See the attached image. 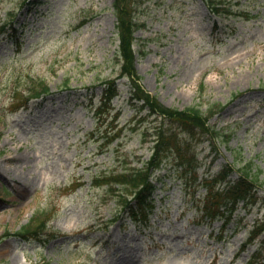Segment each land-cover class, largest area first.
<instances>
[{
  "label": "rangeland",
  "instance_id": "1",
  "mask_svg": "<svg viewBox=\"0 0 264 264\" xmlns=\"http://www.w3.org/2000/svg\"><path fill=\"white\" fill-rule=\"evenodd\" d=\"M25 1L0 0V26L28 22L0 33V264H252L264 234L236 252L264 219V0H224L234 13L223 19L204 0L131 1L141 83L168 106L214 105L220 135L214 150L210 133L180 130V152L168 148L154 173L148 224L92 183L148 160L163 122L138 110L120 74L114 0ZM113 78L118 94L103 101ZM39 79L52 93L12 109ZM234 161L259 172L258 201H241L222 230L202 217L199 181ZM38 210H51L46 240L14 234Z\"/></svg>",
  "mask_w": 264,
  "mask_h": 264
},
{
  "label": "trees",
  "instance_id": "2",
  "mask_svg": "<svg viewBox=\"0 0 264 264\" xmlns=\"http://www.w3.org/2000/svg\"><path fill=\"white\" fill-rule=\"evenodd\" d=\"M131 1L114 0L119 36L117 57L121 64V75L126 76L129 80L130 98L139 104L138 110H146L147 113L160 117L163 122L158 125L157 138L148 160L142 162L141 165L123 166L121 169L113 168L100 173L94 177V184L104 185L107 192L122 198L124 203H122L119 212L129 207L130 216L136 223L148 224L150 215L155 208L152 200L156 188L153 180L154 173L161 167L168 148L178 147L176 141H178L177 137L180 130L192 136L210 133V142L214 150L217 149L216 142L217 139L220 140V135L208 122L210 115L215 112L214 105L207 106L205 109H202L198 104H192L184 108L168 106L159 100L156 95L150 93L141 83L142 76L136 66L135 32L137 23L131 14ZM204 1L210 11L218 18L223 19L234 13L233 9L224 5V0ZM26 3H28V0L25 1ZM27 25L28 22H24L17 28L14 19L11 21L6 20L0 26V33H5L9 29L12 30L9 34L16 33L18 30L24 32ZM14 40L17 49H20L23 40L20 36ZM117 88L115 79L107 80V84L103 88V101L110 102L118 94ZM21 91H26L27 97L21 102L16 100L13 104L14 107L23 106L32 98H45L52 93L49 84L43 79H39L38 84L35 86L24 87L23 89L18 87L14 92V96L16 97V94ZM166 121L168 123L167 128L164 125ZM178 152H180V147H178ZM181 162L184 164L183 161ZM237 162L239 161L227 164L217 175L207 176L199 181V184L206 189L203 204L200 206L203 215L210 221L222 220L223 229L232 221L241 201H244L246 207L252 206L258 201L255 187L259 172L252 170L251 162H239L238 167L236 166ZM236 169L240 171L238 177L235 180L228 179ZM191 170L195 172V167ZM194 180H197L196 174ZM129 195L132 196V199H129ZM132 200H135L136 203L132 204ZM49 219L50 215L47 211L38 210L29 222L14 234L28 241L45 240L48 233ZM262 233H264V220H257L250 231L247 242L253 241ZM263 246L254 256L255 260L260 261L259 264H264ZM243 247L245 246L243 245Z\"/></svg>",
  "mask_w": 264,
  "mask_h": 264
},
{
  "label": "bare ground",
  "instance_id": "3",
  "mask_svg": "<svg viewBox=\"0 0 264 264\" xmlns=\"http://www.w3.org/2000/svg\"><path fill=\"white\" fill-rule=\"evenodd\" d=\"M23 191H27V190H23ZM22 191H20V193H21Z\"/></svg>",
  "mask_w": 264,
  "mask_h": 264
}]
</instances>
